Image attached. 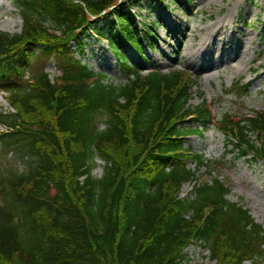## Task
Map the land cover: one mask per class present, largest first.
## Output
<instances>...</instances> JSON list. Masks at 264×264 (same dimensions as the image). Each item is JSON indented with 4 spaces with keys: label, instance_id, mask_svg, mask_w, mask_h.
<instances>
[{
    "label": "trees",
    "instance_id": "obj_1",
    "mask_svg": "<svg viewBox=\"0 0 264 264\" xmlns=\"http://www.w3.org/2000/svg\"><path fill=\"white\" fill-rule=\"evenodd\" d=\"M14 5L21 33L0 32V92L14 110L0 113V155L14 153L26 169L0 162V264H189L185 251L194 243L216 264H264V227L230 199L233 187L217 171L226 160L186 145L214 126L235 157L264 162V113L217 120L206 102L191 105L185 71L145 75L130 64L120 46L141 55L147 37L129 4ZM91 32L119 55L125 84L83 61ZM52 62L56 79L47 71ZM250 86L234 91L242 97ZM97 159L105 162L102 178L93 175ZM201 168L214 174L210 183L200 182Z\"/></svg>",
    "mask_w": 264,
    "mask_h": 264
},
{
    "label": "rangeland",
    "instance_id": "obj_2",
    "mask_svg": "<svg viewBox=\"0 0 264 264\" xmlns=\"http://www.w3.org/2000/svg\"><path fill=\"white\" fill-rule=\"evenodd\" d=\"M135 1L119 0L129 7L136 4L131 7L132 13L147 37L141 55L125 42L122 47L118 44L130 64L145 74L151 69L164 73L173 69L185 71L193 77L191 105L211 104L217 119L225 114L245 117L264 113V0ZM14 4L15 0H0V32L19 34L22 31L23 20ZM109 26V22L102 21L100 29L109 33ZM147 28L149 32L145 31ZM80 52L83 61L95 72L106 74L116 85L126 83L119 55L105 38L89 33L83 37ZM47 71L52 79L61 76L53 62ZM241 82L251 86L248 94L239 97L234 87ZM5 98L0 92V113L14 112ZM196 126L187 124V127ZM0 131H4L2 126ZM186 145L210 161L220 160L224 164L223 158L226 160V165L217 171L233 187L230 199L244 205L264 227V163L235 157L229 142L214 127L203 136L188 137ZM0 162L15 166L21 172L26 169L24 161L14 153L7 157L0 155ZM189 166L197 169L193 162ZM104 167L105 162L97 159L93 175L102 178ZM198 171L201 183H210L214 177L206 168ZM195 183L184 186L182 198L192 195ZM185 255L189 264H216L208 249L196 243L189 246Z\"/></svg>",
    "mask_w": 264,
    "mask_h": 264
},
{
    "label": "bare ground",
    "instance_id": "obj_3",
    "mask_svg": "<svg viewBox=\"0 0 264 264\" xmlns=\"http://www.w3.org/2000/svg\"><path fill=\"white\" fill-rule=\"evenodd\" d=\"M254 62H255V60H254Z\"/></svg>",
    "mask_w": 264,
    "mask_h": 264
}]
</instances>
